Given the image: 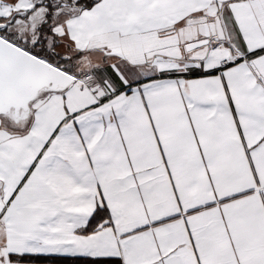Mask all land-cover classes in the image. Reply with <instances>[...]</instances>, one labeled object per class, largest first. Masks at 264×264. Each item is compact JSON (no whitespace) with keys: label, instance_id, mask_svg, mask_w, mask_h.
<instances>
[{"label":"snow or ice","instance_id":"1","mask_svg":"<svg viewBox=\"0 0 264 264\" xmlns=\"http://www.w3.org/2000/svg\"><path fill=\"white\" fill-rule=\"evenodd\" d=\"M0 264H264V0H0Z\"/></svg>","mask_w":264,"mask_h":264}]
</instances>
